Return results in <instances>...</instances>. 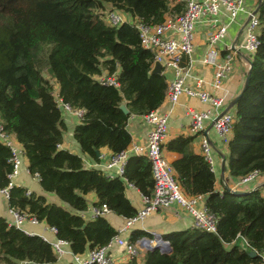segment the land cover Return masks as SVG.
<instances>
[{
    "label": "trees",
    "instance_id": "1",
    "mask_svg": "<svg viewBox=\"0 0 264 264\" xmlns=\"http://www.w3.org/2000/svg\"><path fill=\"white\" fill-rule=\"evenodd\" d=\"M110 9L155 25L166 15L181 13L184 2L0 0V123L21 144L28 171L37 175L42 190L65 206L18 185L9 188L7 204L53 227L75 255L104 246L118 234L104 215L83 216L88 193L96 196L94 206L105 204L113 214L129 218L137 211L125 194L127 185L143 195L153 188L151 164L143 154H129L122 173L110 176L103 168L85 167L80 155L59 147L66 125L58 98L82 110L73 138L96 161L95 150L101 147L112 154L126 149L129 117L157 109L165 98V75L149 74L152 53L142 47L129 22L114 26L105 21L103 13ZM257 18L258 44L227 141L226 167L235 179L264 172V0ZM102 74L114 75L118 86L102 83L97 79ZM196 136L180 134L163 146L180 155L171 162L176 180L186 195L204 196L205 207L217 218L216 231H172L165 236L170 253L154 249L113 264H264V196L259 190L241 195L216 191L210 163L193 150ZM10 158L9 148L0 142V188L8 184ZM141 234L133 233L130 241ZM252 249L256 256L248 255ZM57 261L49 241L0 216V264Z\"/></svg>",
    "mask_w": 264,
    "mask_h": 264
},
{
    "label": "built area",
    "instance_id": "2",
    "mask_svg": "<svg viewBox=\"0 0 264 264\" xmlns=\"http://www.w3.org/2000/svg\"><path fill=\"white\" fill-rule=\"evenodd\" d=\"M184 9L181 13L166 15L159 24H146L137 17H130L121 11L110 9L103 13V18L110 25H119L129 22L138 31L140 43L143 48L148 49L153 55L154 61L163 64L162 73L169 71L171 74L167 82L165 100L171 105L179 102L182 96L196 98L207 107L203 110L189 108L187 114L190 117L189 132L201 136V153L211 165L213 158L211 144L206 134V123L210 122L215 133L226 142L231 136L234 114L222 110L225 104V93H214L204 89L203 78H196L194 85L188 83L190 75L193 50V34L198 22L206 20L210 24V30L206 35L208 49L202 57V62L212 68L211 86L214 90H222L225 82L234 73L235 63L240 52H245L251 58L258 44V18L255 9L246 10L243 0H183ZM227 15L229 21H233L240 12H245L247 20L243 26L244 38L240 43L231 47L225 46L227 52L221 56L216 44L222 40L227 33V24L220 20L222 13ZM102 83L118 86L114 75L102 74L97 77ZM58 106L66 111L73 112L80 118L81 109H71L69 105L57 99ZM142 120L150 125L147 140L144 145L131 144L128 148L121 150L109 157L104 169L110 176L109 169L116 167L118 175L123 171V165L129 153L145 155L151 164L153 188L149 195L142 194V206L132 217L126 218L123 230L128 226L148 216L154 210L161 207L178 205L186 210L192 218V227L208 232L216 231V216L211 213L205 205L198 206L200 196L186 195L178 184L171 161L164 148V140L167 134V115L157 109L141 116ZM0 142L7 146L11 152L10 161L12 171L8 174V184L0 188V193L7 199L9 188L14 184L12 178L17 174L20 157L23 152L15 138L4 131L0 123ZM261 172L254 170L239 178L240 184L255 180ZM37 176V175H36ZM128 186H133L128 184ZM12 216V225L20 227L24 222L37 223L35 217L21 212L15 208L8 209ZM110 210L105 204L93 206L91 216L104 215ZM52 232L55 229L50 227ZM117 243L124 248L127 258L138 257L145 252L146 244H158L164 250L170 248L169 241L159 234L152 233L151 237H141L134 242L125 240L120 236H114L106 245L93 248L87 252L86 258L72 254L73 260L78 264H113V259L107 253V249ZM58 259L68 253L65 240L56 238L50 242ZM262 260L264 262V255Z\"/></svg>",
    "mask_w": 264,
    "mask_h": 264
},
{
    "label": "crops",
    "instance_id": "3",
    "mask_svg": "<svg viewBox=\"0 0 264 264\" xmlns=\"http://www.w3.org/2000/svg\"><path fill=\"white\" fill-rule=\"evenodd\" d=\"M181 2L183 0H176ZM245 9L251 10L255 9L259 3V0H243ZM222 22L227 24V33L225 37L216 44V48L219 51L220 55L223 56L227 50L225 46L231 47L233 44L240 43L244 38V24L247 20V15L245 12H240L233 21H229L227 15L223 12L219 17ZM210 24L204 21H200L196 24L194 34H193V50H192V63L190 68V75L187 79L188 83L194 85L196 78H203V88L214 93H225V104L222 107V110L229 111L234 114L235 104L230 107L231 101L235 96H237L244 84V80L249 68V61L251 58L245 52H240L235 63L234 73L229 77L225 82L222 90H214L211 86L212 78V68L202 62V57L208 49L206 42L207 32L210 30ZM162 73V72H161ZM166 82L171 77L169 71H164ZM57 88V87H56ZM207 106L201 103L196 98H187L182 96L178 103L171 105L167 100L163 102L158 107V110L167 115L168 129L167 134L164 140V143L180 134L191 135L189 132V121L190 117L187 114L189 108L194 110H203ZM64 122L66 125V137L63 135V142L59 146L60 148L67 149L71 152H74L81 156L83 160V165L87 168H103L107 164L109 157L112 155L111 151L106 147H101L98 149L99 154L97 157L98 161L93 159L81 152L78 143L73 138V128L79 122V118L71 111H66L65 116L63 115ZM127 130L131 135V144L144 145L147 140V133L150 125L142 120V117L139 115H131L127 121ZM207 136L211 144V154L213 158L212 170L215 173V185L214 188L219 193H222L225 190V187H229L241 191H252L259 190L260 195L264 196V172H261L259 176L248 183L240 184L239 179H235L229 176L228 169L226 167V156L228 153L227 141L224 142L211 127V123H206ZM230 138V137H229ZM228 138V139H229ZM66 139V140H65ZM201 136L197 135L194 139L192 145L193 150L196 153H201L200 145ZM19 147L22 150L21 144ZM166 150V149H165ZM132 154V153H129ZM167 155L172 162L180 155L176 152H168ZM224 159L225 162V171L221 170V162ZM110 174L114 176L118 175L117 168L111 167L109 169ZM14 185L23 186L28 189V191H34L37 194L43 195L48 202H56L65 206L55 194L47 193L42 190L39 179L36 175L31 174L28 171V161L25 155L21 154L20 165L17 174L12 178ZM125 194L130 200L131 204L138 211L142 206V194L134 186L126 187ZM89 201V207L86 211L83 212V216H91V209L93 208V203L96 201V196L94 193H88L86 195ZM204 196H200L198 201V206H204ZM9 207L7 204V199L0 193V216L4 217L8 223L12 224V216L9 212ZM107 220L111 225L117 230L118 236L121 238L130 241V237L133 233L139 232L142 233L141 237H151L152 233L159 234L165 238L166 234L181 230L185 228L192 227V218L186 210L178 205H172L169 207H161L143 219L137 220L126 229H122L125 225L126 218L113 214L112 212H107L104 214ZM19 228L24 230L28 234H36L42 237L43 239L51 242L56 239L55 233L52 232L50 226H48L43 221H38L37 223H32L30 221L24 222ZM138 238V239H139ZM137 240V239H136ZM135 240V241H136ZM68 253L65 254L62 258H59L55 264H64L65 262L73 260L71 251L69 250L68 245L65 246ZM107 253L113 259L114 263L124 261L128 259L125 256L124 248L117 244L113 243L108 249ZM80 258H86L87 252L80 254ZM18 264H29L28 262H19Z\"/></svg>",
    "mask_w": 264,
    "mask_h": 264
},
{
    "label": "water",
    "instance_id": "4",
    "mask_svg": "<svg viewBox=\"0 0 264 264\" xmlns=\"http://www.w3.org/2000/svg\"><path fill=\"white\" fill-rule=\"evenodd\" d=\"M262 0H259V3L257 5V7L255 8V12H257L258 8H259V5L261 3ZM162 67H163V64L159 61H154V63L152 64L150 70H149V74H161L162 72ZM250 71H251V63H249V68H248V71H247V74H246V77H245V80H244V84L239 92V94L237 96H235L233 98V100L231 101V104H230V107L233 106L238 97L240 96L241 92L243 91V89L245 88L247 82H248V79H249V74H250ZM120 109L124 112V113H128V109L126 108L125 104L124 103H121L119 105ZM96 154L98 155L99 152L98 150H95ZM226 167H225V162H224V159L222 160L221 162V170L222 171H225ZM225 190H228L229 192L233 193V194H237V195H241V194H245V193H248L249 191H241V190H236V189H232V188H229V187H225ZM154 249H158L160 250L162 253H170L171 252V247L168 249V250H164L163 248H161L158 244H146L145 245V251H150V250H154ZM248 255L253 257V256H256L257 255V252L256 250L252 249L248 252Z\"/></svg>",
    "mask_w": 264,
    "mask_h": 264
},
{
    "label": "rangeland",
    "instance_id": "5",
    "mask_svg": "<svg viewBox=\"0 0 264 264\" xmlns=\"http://www.w3.org/2000/svg\"><path fill=\"white\" fill-rule=\"evenodd\" d=\"M107 8H109V7L106 6V9H107ZM61 111H62V114L65 116L66 113H65L64 109H61ZM64 135H65V137H66V130L64 131ZM65 140H66V139H65Z\"/></svg>",
    "mask_w": 264,
    "mask_h": 264
}]
</instances>
